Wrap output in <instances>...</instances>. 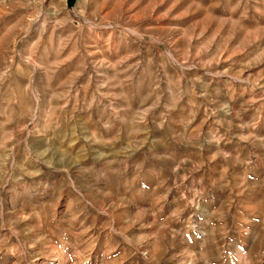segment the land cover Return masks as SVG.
I'll list each match as a JSON object with an SVG mask.
<instances>
[{
    "label": "rangeland",
    "instance_id": "374dc122",
    "mask_svg": "<svg viewBox=\"0 0 264 264\" xmlns=\"http://www.w3.org/2000/svg\"><path fill=\"white\" fill-rule=\"evenodd\" d=\"M0 264H264V0H0Z\"/></svg>",
    "mask_w": 264,
    "mask_h": 264
}]
</instances>
